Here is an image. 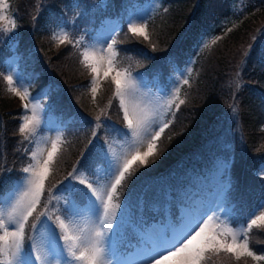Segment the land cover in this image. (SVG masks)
I'll return each instance as SVG.
<instances>
[{
  "label": "trees",
  "instance_id": "1",
  "mask_svg": "<svg viewBox=\"0 0 264 264\" xmlns=\"http://www.w3.org/2000/svg\"><path fill=\"white\" fill-rule=\"evenodd\" d=\"M144 1L10 0L17 29L14 39L0 38V73L5 74V60L17 54L33 90L50 91L44 101L46 110L66 128L67 140L45 182L46 189L54 191L66 185L69 180L65 177L77 161L93 172L90 163L95 158L100 163L97 153H101L107 139H121L116 129L124 127L118 101L113 99L111 80L103 83L93 100L88 87L91 73L80 63L79 52L71 45L54 41L53 32L64 22L73 39L83 36L88 43L107 18L122 16L125 6ZM247 1L250 5L246 3L236 22L229 24L231 31L228 29L198 56L194 77L183 91L186 103L165 130L158 158L140 168L120 189L125 218L127 215L133 220H158L165 212V203L171 209L182 196H207L213 182L205 165L215 160L228 143L225 153L231 164L227 178L230 176L232 182L228 204L240 217L234 224L243 222L247 213L263 200L264 177L257 173L264 163V0ZM231 12V0H164L160 15L148 23L149 41L133 36L124 25L116 34L117 49L130 60L132 69L158 75L166 83L171 64H185L196 53L209 26ZM7 88L0 76V167L11 169L4 172L9 183L0 191L5 192L22 177L20 169L27 158L24 149L30 145L29 141L20 143L24 107ZM94 103L105 110V119L100 118L97 135L92 137L96 119L88 106ZM230 105L237 106L238 112L233 113ZM249 242L253 251L264 255V229L254 228ZM209 264L255 263L221 254L213 256Z\"/></svg>",
  "mask_w": 264,
  "mask_h": 264
},
{
  "label": "snow or ice",
  "instance_id": "2",
  "mask_svg": "<svg viewBox=\"0 0 264 264\" xmlns=\"http://www.w3.org/2000/svg\"><path fill=\"white\" fill-rule=\"evenodd\" d=\"M16 29V12L10 0H0V38L14 39ZM127 30L145 41L150 39L148 18L139 12L129 13ZM51 38L79 52L80 63L91 73L88 87L93 100L100 87L101 70L104 78L111 76L113 99L118 101L124 123L123 128L116 129L122 139L106 141L102 146L99 158L106 164L100 170L102 178L89 179L73 165L65 177L69 180L66 187L70 195L64 198L54 195L45 185L60 154L63 133L58 132L54 139L44 138L51 144L47 150L40 147V140L35 141L34 149H24L29 162L20 169L22 177L12 182L10 190L0 191V264H209L213 256L221 254L236 261L242 257H249L257 264L264 261V255H257L249 247L248 239L253 228L264 229V211H261L264 201L247 213L245 223L234 227L233 222L240 217L228 205L227 194L232 188L230 176L203 198L182 196L173 202L170 210L162 212L158 220L121 219L123 194L120 189L126 187V182L140 168L148 167L158 158L161 138L172 123L166 117L169 114L174 117L173 108L178 111L186 100L180 98L179 86L164 95L142 91L138 78L127 68L117 66L115 36L107 38L110 42L106 41V47L88 44L83 36L73 39L63 28L53 32ZM219 39L221 37H216L211 43ZM191 74L192 69L188 68L187 76ZM0 76L6 81L8 92L21 101H29L23 105L25 115L21 117L19 133L23 137L21 144L32 143L44 123L40 115L43 106L31 102L21 77H14L11 72L0 73ZM179 83L189 85V79L184 78ZM111 103L110 99L109 105ZM230 107L233 113L238 112L237 106ZM29 111L31 115L27 114ZM95 119L92 137L100 127V116ZM223 168L229 169L230 163H224ZM5 171L11 169L0 167V189L7 188L9 183ZM262 174L264 166L257 173ZM72 181L84 188L72 185Z\"/></svg>",
  "mask_w": 264,
  "mask_h": 264
},
{
  "label": "rangeland",
  "instance_id": "3",
  "mask_svg": "<svg viewBox=\"0 0 264 264\" xmlns=\"http://www.w3.org/2000/svg\"><path fill=\"white\" fill-rule=\"evenodd\" d=\"M97 1L102 2V3H107L109 0H97ZM162 3H163L162 0H146L143 3L133 7V9H131L129 11V13L130 12H139L141 15L148 18V23H149L150 20H152V19H154L160 15L159 12H160V9L162 7ZM246 3L248 6L250 5L247 0L246 1L245 0H231V11H232L231 15L226 17L225 19L217 20L216 22L212 23L209 26L208 30L206 31L204 36L199 41V45L197 46L196 53L192 57H190L185 64L179 65L178 63H175V62H173L171 64V73H170V76L168 77L167 84L162 85V84L156 82L155 80L149 81L144 76L141 77L140 75H135L132 71V63L130 62V60L125 58L118 51L117 45H116V49L118 52V55L116 57L117 66L119 68H127L129 71H131L133 76H136L138 78L141 90L149 93L150 95H157V94L164 95L165 93L171 92V90L174 87L179 86L181 88V92H180V97H181L182 91L184 90L186 85H182L179 82L184 78H188L190 81L192 74L190 77L187 76V69L191 68L192 73H193V68L196 65L198 54H201L202 51H204L207 48V47H204V44L207 43L208 46H210L211 41L213 39H215L216 37H219L223 33H225L229 29V24L236 22L237 16H239L240 12L242 11V8L246 6ZM129 13H128V20H129ZM120 26H121L120 21L107 18L105 20V23L98 30V32L96 34H94V36L92 37V41L89 44L95 43L97 45V47H100V46L106 47V41L110 42V39H107V38L111 37V36H115V38H116V32L120 29ZM60 28H63L65 31H68L69 33H71V30L65 25L64 22H61L58 25L56 31H59ZM16 44H17V42H14V45H16ZM4 65H5V72H4L5 75H7V74H9V72H11L14 75V77L17 75L19 77H21V83L24 85V87L28 88V91H29L30 97H31V102L36 103L38 105H42L43 109H44L43 112L40 113V115L43 118L44 123L42 124V126L40 128L41 130L38 131L37 136L33 138V142L30 143L28 148L34 149L36 146L35 141L40 140V147L47 150L51 147V144L46 142V140L44 138L54 139L58 132H62L63 137H62V142L60 145V149H61V146L67 140V134L66 135L64 134L62 127H61V124L55 119V115L51 114V116H47V114L45 113V109L47 108L46 107L47 104L45 105L44 101H45V99H48L50 91L48 89H46L43 93H38V92H35L33 90L32 83L30 81V77H29V75L25 74L23 69L21 68L20 59H19V56L17 54L14 53V54L10 55L5 60ZM3 70H4V66H3ZM106 80H111V76H109L108 78H104L103 77V70H101V75L99 78L100 87L103 85V83ZM14 86H16V85H14ZM100 87L98 89L97 94L100 91ZM20 90L23 91V88H21ZM21 103H22V105H24L25 103H29V101L25 100V101H21ZM88 109L90 111V114H92L94 116V119L97 116H100V118L105 119V110L99 109L97 103H94V105L88 106ZM38 111H39V109H38ZM27 114L31 115V112L29 111ZM24 115H25V109H24ZM168 116L166 117V119L168 118ZM120 140L121 139H117V138H115V139L109 138L106 141L107 142H113V141L119 142ZM228 146H229V143L224 144L222 146V150H221L220 155H217L218 157L215 160H211L210 164L205 165L204 170L206 173L209 174L211 181L213 182V188L211 190H209V192L215 191V188L218 185V183L223 181L221 179V177H222L221 173L223 172V174H224V172H225L223 165H224V163L227 162V155L225 153V149ZM99 154L100 153H97V156H99ZM45 155H46V151H45ZM28 162H29V160L27 157L26 158V164ZM262 166H264V163L262 164ZM76 167H77L78 171H81V170L84 171L88 175L89 179L94 180L97 178H102V173L100 172V170L104 169L106 167V165H98L97 158H95L94 161L90 163V167L96 169L95 174L89 173L85 169V167L83 165H80L79 163L76 165ZM260 176L264 177V174H262ZM68 182H67V186L69 185ZM72 183L74 185H76L77 187L79 186L81 188H84L83 185H77L76 181H72ZM61 185L62 184H60V186ZM197 185H198V187H201L200 184L197 183ZM56 188H58V187H56ZM54 195L64 198V197L69 196V192L67 191V188H64V186H62L61 189L58 188L55 190ZM203 197H205V196L203 194H200V195H197L195 197L193 196L192 198H203ZM262 201H264V198ZM54 202L56 204V201H54ZM60 204L62 206L63 199H61ZM157 209H159V207ZM261 211H264V209H261ZM122 217L125 218L124 215H122L121 218ZM126 217H128V216L126 215ZM243 223H245V221L240 222L239 224H243ZM239 224H233V226L235 227V226H238ZM251 231L249 232L248 239L250 237ZM249 247H250V242H249ZM128 251H132V249H129ZM257 255H259V254H257ZM240 261H250V262L257 264V262L253 261L249 257H242Z\"/></svg>",
  "mask_w": 264,
  "mask_h": 264
}]
</instances>
